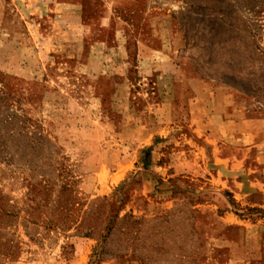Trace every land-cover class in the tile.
Segmentation results:
<instances>
[{"label": "rangeland", "instance_id": "374dc122", "mask_svg": "<svg viewBox=\"0 0 264 264\" xmlns=\"http://www.w3.org/2000/svg\"><path fill=\"white\" fill-rule=\"evenodd\" d=\"M0 264H264V0H0Z\"/></svg>", "mask_w": 264, "mask_h": 264}]
</instances>
